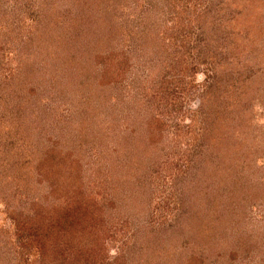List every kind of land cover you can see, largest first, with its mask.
<instances>
[{"label": "rangeland", "instance_id": "obj_1", "mask_svg": "<svg viewBox=\"0 0 264 264\" xmlns=\"http://www.w3.org/2000/svg\"><path fill=\"white\" fill-rule=\"evenodd\" d=\"M80 215L96 264H264V0H0V264Z\"/></svg>", "mask_w": 264, "mask_h": 264}, {"label": "trees", "instance_id": "obj_2", "mask_svg": "<svg viewBox=\"0 0 264 264\" xmlns=\"http://www.w3.org/2000/svg\"><path fill=\"white\" fill-rule=\"evenodd\" d=\"M36 169H37L36 170L37 179L40 182L46 180L43 178V174L46 172L44 164L38 163ZM23 176L24 174L20 177L21 180H23ZM53 179L55 180V177ZM54 193H55V188L52 184H50L49 192H47V195L49 194L53 195ZM39 204L42 205V203ZM64 208L65 211L62 215L64 220H62L61 223L63 225L59 224V218L55 219V217L52 214L51 215H46L45 213L42 214V210L40 209H38L37 211L35 210L34 216H32V218L28 221L29 232L28 234H26L25 239L27 240V242H30L32 246H34L35 249L33 250L35 252L36 259H41L44 256L48 257L49 259H52L54 257L53 255H56V252H58V247L60 249L61 247L60 245L64 244L63 242L59 241L57 235L59 236V234H64V233L66 235V233L70 232V227H72V223H71L72 212L68 207L65 206ZM79 218L81 219L84 218L85 220H84V225L79 226V229H76L75 231L79 239L77 244L72 243L70 242L69 239H67L70 248L72 249L73 247L74 249V252H72L73 256H75V257L72 256L73 264H87V263L96 264L95 262L97 258L100 256V251H98L99 250L98 241L96 239L98 236L97 230L90 224L89 221L86 222L87 218H85V216L80 215ZM21 223L23 227L26 221H22ZM18 224L16 225L17 226L16 230L17 228H19ZM71 237L73 238V236ZM58 254L59 253H57V255Z\"/></svg>", "mask_w": 264, "mask_h": 264}]
</instances>
